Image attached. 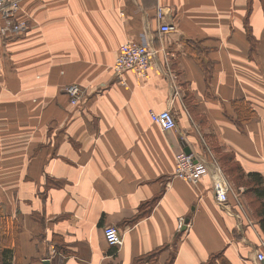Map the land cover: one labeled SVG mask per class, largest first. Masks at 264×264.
<instances>
[{
    "label": "crops",
    "instance_id": "crops-1",
    "mask_svg": "<svg viewBox=\"0 0 264 264\" xmlns=\"http://www.w3.org/2000/svg\"><path fill=\"white\" fill-rule=\"evenodd\" d=\"M18 3L25 29L0 32V220L16 226L8 244L23 263L53 264L54 234L63 264H264L258 224L236 226L209 173L196 184L173 176L184 144L264 182V0ZM126 40L156 50L142 75L113 71ZM71 83L84 89L74 105ZM166 107L176 127L162 130L149 112ZM107 225L119 246L105 241Z\"/></svg>",
    "mask_w": 264,
    "mask_h": 264
},
{
    "label": "built area",
    "instance_id": "built-area-1",
    "mask_svg": "<svg viewBox=\"0 0 264 264\" xmlns=\"http://www.w3.org/2000/svg\"><path fill=\"white\" fill-rule=\"evenodd\" d=\"M20 9L18 0H0V32L2 35L8 36L21 32L25 29V23L15 21V14ZM163 7L157 5L155 16L158 20L162 18ZM172 24L162 23L159 25L161 32L172 30ZM156 50L148 47L143 43L133 40H126L119 46L118 53L113 64L114 73L120 77L126 69H133L137 74L145 73L146 68L152 61ZM65 92L68 95V100L71 104H77L84 95V89L77 83H71L65 87ZM149 116L160 129L169 130L176 127V118L170 107H166L160 111L151 110ZM209 173L210 186L213 192L215 201L219 204L226 213L233 215L236 219V226L241 229L240 223L243 218H247L250 223L247 213L243 209L241 203L234 199V205L237 204L238 209L232 210L230 207L228 196L232 193L233 188L220 168L215 159H210L208 162L203 158L193 154L179 150L174 153V170L173 176L196 184L199 178ZM236 196H234L235 198ZM187 220L178 218L177 228L183 230L187 227ZM240 226V227H239ZM103 237L107 243L114 246H119L122 243V236L115 226L107 225L102 230ZM264 246V243L261 242ZM256 261H264V250L260 249L255 254Z\"/></svg>",
    "mask_w": 264,
    "mask_h": 264
},
{
    "label": "trees",
    "instance_id": "trees-1",
    "mask_svg": "<svg viewBox=\"0 0 264 264\" xmlns=\"http://www.w3.org/2000/svg\"><path fill=\"white\" fill-rule=\"evenodd\" d=\"M253 114L254 112L249 110L242 118L248 119ZM219 161L228 180L236 187H239L238 182H241L244 186L243 196L252 198L251 200L255 202L252 216L264 235V182L262 176L257 172L245 174L240 166L227 154H221ZM1 227L3 228V232L0 231V264H25L22 259L19 258L18 250H14L8 244L11 237L16 233V226L11 224L8 219L6 220L4 218L0 220V228ZM50 242L54 245L57 252V255L53 258V264H63L61 257L67 255L68 252L64 240L62 237L52 234ZM13 257H15L14 262H12ZM215 257L216 256L210 257L204 264H212L214 262L213 258ZM150 258L151 256H147L142 260H150Z\"/></svg>",
    "mask_w": 264,
    "mask_h": 264
},
{
    "label": "rangeland",
    "instance_id": "rangeland-1",
    "mask_svg": "<svg viewBox=\"0 0 264 264\" xmlns=\"http://www.w3.org/2000/svg\"><path fill=\"white\" fill-rule=\"evenodd\" d=\"M231 184H232V188H234V190L236 191V197L234 199L236 201L239 200L243 209L247 213V216L250 217L251 219L255 220L252 216V214H253L252 210H253L255 202H253V200H251L252 198L241 195L244 192V186L241 184V182L240 183L238 182V185L240 186L239 189H238V186L236 187L233 183H231ZM242 196H243V199L241 198ZM235 206H237V204H235ZM237 209H238V206H237Z\"/></svg>",
    "mask_w": 264,
    "mask_h": 264
},
{
    "label": "water",
    "instance_id": "water-1",
    "mask_svg": "<svg viewBox=\"0 0 264 264\" xmlns=\"http://www.w3.org/2000/svg\"><path fill=\"white\" fill-rule=\"evenodd\" d=\"M183 151L186 152V153H189L190 152L189 148L187 146H185L184 144H183ZM42 264H49V259H47V258L46 259H43L42 260Z\"/></svg>",
    "mask_w": 264,
    "mask_h": 264
}]
</instances>
